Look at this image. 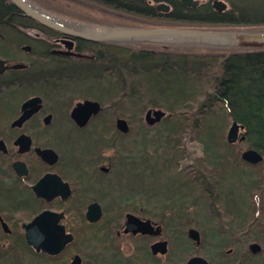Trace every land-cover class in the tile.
<instances>
[{"label":"flooded vegetation","instance_id":"flooded-vegetation-1","mask_svg":"<svg viewBox=\"0 0 264 264\" xmlns=\"http://www.w3.org/2000/svg\"><path fill=\"white\" fill-rule=\"evenodd\" d=\"M118 1L124 5L115 7L134 17L189 26L167 28L224 27L236 36L223 44L264 49L240 45L237 37L263 32L228 28L264 25L262 5L136 0L128 7L129 0ZM9 4L14 9H1ZM104 42L111 41L59 32L12 1H0V59L6 66L0 72V264H264V152L246 138L245 125L235 140H220L224 168L193 160L168 189L149 185L148 195L132 197L142 193L143 159L126 145L128 119L114 114L109 120L110 75L92 72L103 61L96 56ZM87 101L100 109L90 112ZM119 117L127 120V131L118 128ZM110 131L114 137H107ZM140 132L134 140L142 150ZM248 149L261 158L246 160ZM122 161L134 170H123ZM240 163L251 170H238ZM124 183L132 194L121 193ZM164 193L170 196L162 202Z\"/></svg>","mask_w":264,"mask_h":264},{"label":"trees","instance_id":"trees-1","mask_svg":"<svg viewBox=\"0 0 264 264\" xmlns=\"http://www.w3.org/2000/svg\"><path fill=\"white\" fill-rule=\"evenodd\" d=\"M96 1L112 7H115L114 3L124 5L118 0ZM136 2L129 0L126 4L129 7ZM1 9L10 11L14 7L9 4ZM28 21L31 22L30 19ZM130 44L115 41L100 44L96 57L103 61L92 66L95 74L107 71L111 74L110 90L113 94L109 103L115 113L128 116L130 106L135 107L138 102L143 104V109L147 106L164 107L170 114L161 121L163 129L180 136L188 128L204 134L201 141L209 149L206 162L222 169L225 166L218 147L221 144L213 142L218 137L219 128L214 124L207 127L211 121L205 117L209 112L207 109L217 104L226 110L224 118L230 117L245 125L246 138L264 152V49L237 48L226 52L209 47L199 53L195 49L187 51L174 47L140 52ZM103 62L108 65H102ZM201 82L206 85L203 89H199ZM140 83L143 90L138 94ZM197 90L201 97L196 95ZM174 119H177L175 123ZM200 122L204 126H200Z\"/></svg>","mask_w":264,"mask_h":264},{"label":"rangeland","instance_id":"rangeland-1","mask_svg":"<svg viewBox=\"0 0 264 264\" xmlns=\"http://www.w3.org/2000/svg\"><path fill=\"white\" fill-rule=\"evenodd\" d=\"M30 3L35 5L37 8L41 9L42 11L57 17L61 19H64L66 21H72L75 23L83 24V25H90L94 27H100V28H114L118 26L122 27H165V26H173V27H189L187 23H180L181 25H177V23H169L168 20L164 19H156V18H150V17H145L141 18L137 15L135 17L131 14H126L122 10L112 7L111 5H107L104 3H101L96 0H28ZM244 4H253L257 7L264 6V1L263 2H257L255 1L254 3L251 1H246L243 0ZM172 22V21H170ZM142 23V24H141ZM184 24V25H182ZM182 26V27H181ZM200 26V25H199ZM198 25H191L190 27H194L195 29H198ZM209 27V26H207ZM224 27H217V28H212L214 31H223ZM231 29H245L247 31L254 30V31H261L264 34V25H254V26H231L228 27ZM208 30L211 29L207 28ZM124 42H130L131 47L137 49L140 46L143 47H150L153 49H161V50H168L172 49L175 47L179 48L180 50H187L192 51L198 50L199 53L200 51H204L206 49H209V47H216V48H221L225 50L226 52L231 50H236L237 47L235 46H230L223 44L225 42L221 43H209V42H204V41H157V40H152L149 38L145 39H131V40H126ZM104 66H107L108 63L103 62ZM214 70V69H213ZM98 74V73H97ZM110 74L108 71L105 72V75ZM111 76V74H110ZM141 76V75H140ZM129 80L132 79V77L127 76ZM205 78V77H204ZM111 78H109L108 83V89L109 91L107 92L110 97L113 93L110 90L111 88ZM105 84V83H104ZM140 91L143 90V87L140 83L139 85ZM206 87L205 82H201L199 85V89H203ZM103 88V87H102ZM198 88V87H197ZM196 88V89H197ZM197 90L196 95L198 97H201V93L198 92ZM116 94V93H114ZM120 95V94H119ZM140 97V96H139ZM124 98V97H122ZM142 103L138 102L135 107L130 106V110L127 112L128 116L126 115H120L119 116H124L128 117V121L130 123V134L129 136L126 137L128 140V144L134 147V149H137L135 152H137L138 156L141 157L142 159L145 160V162L142 164L143 166V177L142 178V187L143 188L141 191L142 193L134 194L132 197H136L137 200H140V197H143L145 194L148 195L150 189L147 187L151 185H158L159 186V191L161 190H166L168 189L169 186H171V183L177 182L182 180V175H184L182 172L179 171V169H183L185 166H188L189 164L192 163L193 160H198V163H204V160L207 159L205 156L208 154V148L206 147L205 142L201 141L202 136L204 134H198L195 131H192L191 129H186L184 132L182 131V135L180 136L179 133H168L166 130L163 129L161 121L166 115H169V112L166 111V115L162 117L161 121H157L154 124H149L145 120V111L150 108H161L163 111L166 109L164 107H158V106H150V108L147 106L146 108H142ZM186 105V108L187 109ZM192 108V107H191ZM114 107H110V117L109 120L110 122H114V114L118 115L115 113L113 110ZM209 112L206 114L205 117L208 118V121H211L210 124L207 125L211 126L214 124L216 127L219 128L217 131L218 137L215 140H218L219 142H216L213 140V142L216 143H222V141L227 137V131L228 128L230 127L232 123V119L230 117H225V114H227L225 109H221L218 107L216 104L213 106L212 109H207ZM202 111L206 112V110ZM181 117V116H179ZM203 120V116H200ZM225 119V121H224ZM177 119L173 120V123H175ZM204 121V120H203ZM203 122H200V126H204L202 124ZM205 123V121H204ZM140 124V125H139ZM190 130V131H189ZM138 131H141L142 135V141H141V147L142 150H139V147H135V143L137 142L134 140L136 137V134ZM192 131V132H191ZM204 133V132H203ZM223 134V136H221ZM170 135V138H167L166 136ZM202 135V136H201ZM107 137H114L112 135V131H110L109 136ZM131 138V139H130ZM173 138V139H172ZM132 141V142H131ZM211 142V143H213ZM133 143V144H132ZM114 146V145H112ZM117 147V146H114ZM222 147L223 146H218ZM222 151V155H224V150L219 148ZM107 153H110V149L106 150ZM204 152V153H203ZM126 158H123V160ZM123 164V165H122ZM125 164V165H124ZM121 166L123 167V170L126 172H129L134 170V167L131 165V163H124L122 161ZM119 168L118 170L122 169ZM209 169H216L214 165L211 164ZM238 170H251L250 167L247 168V166L242 165V163L239 164ZM130 173H126L125 176L128 179L130 177ZM135 175V174H134ZM133 176V175H132ZM128 181V180H127ZM133 184H134V180ZM130 185L129 183H127ZM126 183L123 184V188L121 187V193H125L126 195H130L132 193H127L128 192V185ZM132 184V182H131ZM138 185V184H137ZM133 192H137L136 189L133 190ZM114 197H119L122 196V194L119 193H112ZM170 193H164V197H161L162 202L167 201V198L170 196ZM145 197V196H144ZM148 202L151 203L153 202L152 199H149ZM159 202H161L159 200Z\"/></svg>","mask_w":264,"mask_h":264},{"label":"water","instance_id":"water-1","mask_svg":"<svg viewBox=\"0 0 264 264\" xmlns=\"http://www.w3.org/2000/svg\"><path fill=\"white\" fill-rule=\"evenodd\" d=\"M12 1L20 10L26 13L31 18L37 20L39 23L58 30L59 32H63L65 34L72 35L74 37L86 39V40H94V41H114V40H139L145 39L157 35H170L182 38V40H175L177 41H204V40H197L194 38L200 37H207V36H224L228 38V41L225 43L231 42L234 34L226 33L224 31H214V30H196V29H176V28H167V27H139V28H128V27H114V28H100L103 32L99 35L90 34L83 30L71 28L70 26L64 24L63 22L59 21L57 17L51 16L39 8L34 6L28 0H10ZM161 5V4H160ZM94 27V26H93ZM240 39V45L249 46V47H264V34H244V35H237ZM155 40V39H152ZM159 41V40H157ZM165 41V40H164ZM207 42V41H204ZM211 43H221V42H211ZM70 52V51H69ZM79 56H84V54L77 53ZM18 66V65H12ZM6 66H4V61L0 59V72L4 70ZM87 106H89L90 112H97L100 109V105L98 102L94 101H87ZM77 110V108L75 109ZM145 120L147 123L154 124L157 121H161L162 117L165 116L167 113L163 111L161 108H150L145 111ZM116 124L120 130L127 131L129 126L127 124V120L124 118H117ZM244 128V124L239 123L236 120H233L230 127L227 131V138L230 141L235 140L238 137L240 129ZM245 137V135H241V138ZM242 156L246 160L250 161H257L261 158V155L253 149H248L243 151Z\"/></svg>","mask_w":264,"mask_h":264},{"label":"bare ground","instance_id":"bare-ground-1","mask_svg":"<svg viewBox=\"0 0 264 264\" xmlns=\"http://www.w3.org/2000/svg\"><path fill=\"white\" fill-rule=\"evenodd\" d=\"M59 21L63 22L64 24L70 26L71 28H75V29H79V30H83L85 32H88L90 34H95V35H99L103 32V30H101L100 28H97V27H92L90 25H83V24H79V23H75V22H72V21H66L64 19H61L58 18ZM152 39H155V40H159V41H175V40H182V38H179V37H175V36H170V35H157V36H153V37H150ZM194 39H197V40H204V41H207V42H225V41H228V38L227 37H224V36H207V37H200V38H194ZM229 39H233L234 38H229Z\"/></svg>","mask_w":264,"mask_h":264}]
</instances>
